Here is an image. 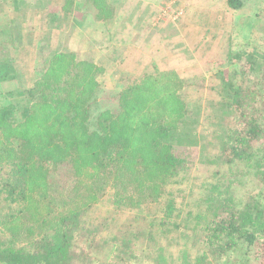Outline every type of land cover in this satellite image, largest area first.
I'll use <instances>...</instances> for the list:
<instances>
[{
	"label": "trees",
	"instance_id": "1",
	"mask_svg": "<svg viewBox=\"0 0 264 264\" xmlns=\"http://www.w3.org/2000/svg\"><path fill=\"white\" fill-rule=\"evenodd\" d=\"M225 1L234 8L243 2ZM52 56L50 65L61 62L65 55ZM233 57L244 63L236 70L219 71L216 78L221 92L211 104L229 113L225 136L218 139L222 163L213 176L199 184L198 198L190 200L191 207L198 208L196 212L185 210L176 200L177 192L194 188L186 175L188 169L183 167L184 159L176 155L170 140L186 114L183 101L171 92L158 96V104L163 101L162 109L173 117L155 114L151 122L141 119L143 125L131 127L133 136L126 131L125 119L132 121L141 101L151 97L149 93L142 98L133 95L142 87L157 92L158 86H168V76L148 77L140 85L128 83L120 91L101 89L96 83L81 86L71 75L64 77L72 67L68 60L56 75L53 67L46 69L55 76L51 90H62L63 101H67L65 108L58 104L46 113L41 102L25 101L26 96L32 99L44 88L17 86L10 92L2 83L7 77L0 71V141L8 140L1 144L5 151L0 158V228L6 222L21 230L24 220H36L43 203L52 211L66 207L53 220H43L41 234L29 235L22 244L21 233L0 230V264H86V260L92 264L99 259L103 264H264V50H242ZM87 66L78 69L86 74ZM60 83L63 86H58ZM257 83L262 87H256ZM40 93L35 100L42 98L49 107L48 99ZM87 94L85 108L91 113H74L77 100ZM42 111L44 124L26 125L28 117ZM92 113L94 120L90 121ZM59 117H64L59 125L63 120L69 124L56 126ZM79 120L85 121V127ZM104 128L118 134L106 138ZM64 136L70 137L66 144L60 141ZM103 137L110 141L94 142ZM131 140L142 146L135 148ZM65 165H71L73 171L62 174ZM97 168L105 177L98 176L88 184L90 173ZM101 179L111 185L108 203L120 214L126 213L127 219L113 233H106L112 226L104 222L82 232L83 214L94 202V198L90 204L84 198L90 192L95 196L94 187ZM38 183L46 188L42 198L32 189ZM58 200L64 204L58 206ZM182 211H186L184 215ZM179 236L187 241L180 242ZM173 247L177 249L173 251ZM232 257L235 260L231 261Z\"/></svg>",
	"mask_w": 264,
	"mask_h": 264
},
{
	"label": "rangeland",
	"instance_id": "2",
	"mask_svg": "<svg viewBox=\"0 0 264 264\" xmlns=\"http://www.w3.org/2000/svg\"><path fill=\"white\" fill-rule=\"evenodd\" d=\"M15 1L0 0V71L9 78L2 83L5 88L9 87L10 92L16 91L17 86L23 89L44 88L41 93L35 92L32 99L26 96L25 101H32L31 104L41 102L46 113L58 104L62 108L67 105V101H63L65 95L62 90H51L55 76L46 72V69L53 67L56 75L68 60L72 62V67L69 69L70 74L67 69L68 74L64 73V77L71 75L81 86L87 82L91 85L96 83L101 89L120 91L128 83L136 82L140 85L148 77L170 78L168 86H158L157 92H150L146 88L143 90L142 87L133 95L142 98L143 94L149 93L151 97L141 101L133 122L125 119L126 131L133 136L135 131L131 127L143 125L141 119L151 122L155 114L156 117L167 114V117H173V113L162 109L163 101L158 104V96L170 95L171 92V96L176 95L183 101L186 114L180 118L178 130L170 134V140L176 155L184 159L183 167L188 169L186 175L190 177L194 188L186 187L185 192H177L176 200L183 204L185 210L192 208L196 212L198 208L191 207L190 200L198 198L199 184L213 176L212 173L222 163L219 140L225 136L226 122L229 119L225 108L211 106L221 92L217 87L219 81L216 77L219 71L229 72L242 66L244 61L235 60V53L242 50H264V0H243L242 6L237 8L229 6L225 0ZM54 53L65 56L61 62H52L50 65L49 60ZM82 64L88 65L86 74L78 69ZM43 78L46 79L42 80ZM147 83L150 85V82ZM58 86L63 85L60 83ZM256 87H262V84L257 83ZM39 93L48 99L47 102L51 104L49 107L42 98L35 100ZM88 96L87 94L77 100V105L73 107L74 113L83 110H86L85 114L90 112L85 108ZM0 97L3 96L0 94ZM79 100L82 101L78 104ZM164 101L166 102L165 99ZM97 107L98 105L94 106L95 109ZM37 113L27 118V126L37 127L45 123V113ZM93 116L92 113L90 121L94 120ZM63 118H57L56 126ZM63 124L69 123L63 120L59 126ZM79 124L85 127L84 120H79ZM103 126L101 123V127ZM108 129L104 128L106 138L111 133L118 134L109 133ZM189 133L196 139L192 140ZM24 135V138L28 136L29 131ZM104 139L105 137L100 139L101 142H94L102 144L110 141ZM60 141L66 144L70 137L64 136ZM131 141L135 143L132 144L135 148L142 146L137 141ZM7 142L6 137L0 141V158L4 157L5 151L1 144ZM134 147L132 149L135 150ZM63 167L62 174L67 170L73 171L71 165ZM103 175L105 177V172L102 174L100 169L93 170L88 184L91 181L93 184L95 178ZM104 182L101 179L95 185L94 197L90 196V192L84 198L89 204L92 198L94 202L93 208L90 206L86 210L88 213L83 214L84 222L80 224L82 232L104 222L105 225L109 224V228L113 227L106 233H113V229L116 230L127 219L126 213L120 214L108 203L107 194L111 193V185L107 186ZM32 189L42 198L46 188L38 183ZM85 192L86 189L81 194ZM103 192L106 194H102ZM262 200L264 204V198ZM56 204L60 206L64 203L58 200ZM38 209L36 220H24L20 223L23 226L21 230H14L6 222L0 230L9 228L12 233H21L24 237L22 244L29 239V235L41 234L38 231H41L40 224L43 220H53L66 207L63 205L52 211L51 207L43 203ZM185 212L182 211V214ZM99 236L104 238V233L99 232ZM186 241L184 237H180V242ZM192 248L194 247H190ZM176 249L177 247H173L172 250ZM103 254L101 251V258ZM233 260L235 259L232 257L231 261ZM86 264H89L88 260ZM92 264H103V261L99 259L92 261Z\"/></svg>",
	"mask_w": 264,
	"mask_h": 264
}]
</instances>
